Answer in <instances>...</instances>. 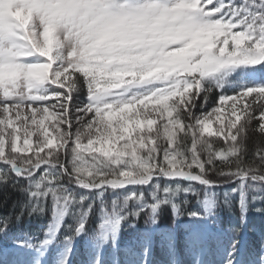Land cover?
Listing matches in <instances>:
<instances>
[{
	"label": "snow or ice",
	"instance_id": "obj_1",
	"mask_svg": "<svg viewBox=\"0 0 264 264\" xmlns=\"http://www.w3.org/2000/svg\"><path fill=\"white\" fill-rule=\"evenodd\" d=\"M251 136L264 0H0V190L22 197L0 264H152L157 236L192 264H264V225L258 250L245 239L264 215ZM25 217L48 218L42 239Z\"/></svg>",
	"mask_w": 264,
	"mask_h": 264
},
{
	"label": "trees",
	"instance_id": "obj_2",
	"mask_svg": "<svg viewBox=\"0 0 264 264\" xmlns=\"http://www.w3.org/2000/svg\"><path fill=\"white\" fill-rule=\"evenodd\" d=\"M217 95H218L217 91L214 90L213 93L211 94V99L206 105V108L210 109L213 107L214 103L216 102ZM82 98L83 96H81V99ZM262 139L264 138H261L259 136H251L248 142L249 148L251 150H254L255 146H257ZM129 187L131 188V186ZM144 191L147 193L148 189L145 188ZM18 199H22L19 193L11 191L10 189L0 190V216L8 214L11 211L13 202ZM261 206L262 205L260 204L254 205V207H261ZM98 216H99V213H96L93 216V222L96 227H98V224H99ZM145 218L146 217H143V216L141 217V223H143ZM47 219L48 218L45 217L43 219L33 218L29 220L27 217H25V226L29 228L30 230L37 232L39 235V238L42 239L43 238V226L47 223ZM223 219L226 223L230 220L234 222V218L231 217L226 211L223 213ZM68 222L71 223L72 221L69 219ZM160 223L162 227L167 226L171 223V215L167 209H165V211L163 212L160 218ZM261 225H264V215H260L257 212L250 210L248 213V228L246 229L245 239L249 242L250 247L253 245L255 246L253 248L254 251L258 250L259 248L260 237H259L258 232L253 231L252 229H253V226H255L256 229H259ZM129 234L130 233L126 231L124 233V236L127 237ZM179 246H181V244H179L178 247ZM81 252L83 253V250H81ZM160 252L162 253V256L165 259H167L168 261L171 260V257H169L166 251H162V250L159 251V249L155 247L154 253L161 255Z\"/></svg>",
	"mask_w": 264,
	"mask_h": 264
},
{
	"label": "rangeland",
	"instance_id": "obj_3",
	"mask_svg": "<svg viewBox=\"0 0 264 264\" xmlns=\"http://www.w3.org/2000/svg\"><path fill=\"white\" fill-rule=\"evenodd\" d=\"M156 239H157V244L155 246L159 249V251L160 250L166 251V253L168 255H171V254H169V252H168V250L166 248H163V247H161L159 245V243H158L159 236H157ZM154 247H153V249H154ZM221 255H222V253L218 252L215 249V247H213V249L209 253H206L203 256V259L210 260V261H213V262H218L219 259H220V257H221ZM74 259H76V260L82 259L81 254H79L78 256H76ZM149 259L152 261V264H192V256L185 251L184 246H183L182 243H181L180 249L177 250L176 257L173 259L172 262L167 261L162 256V253H161V255H158V254L155 255V256L154 255H150Z\"/></svg>",
	"mask_w": 264,
	"mask_h": 264
}]
</instances>
